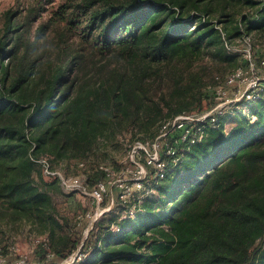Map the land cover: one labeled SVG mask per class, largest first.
I'll use <instances>...</instances> for the list:
<instances>
[{
	"label": "trees",
	"instance_id": "trees-1",
	"mask_svg": "<svg viewBox=\"0 0 264 264\" xmlns=\"http://www.w3.org/2000/svg\"><path fill=\"white\" fill-rule=\"evenodd\" d=\"M50 1L3 13L0 220L31 223L60 261L83 235L38 160L88 163L93 184L101 140L155 138L163 121L201 112L207 89L246 64L232 48L249 38L264 54V0H70L32 35ZM248 108L181 146L161 181L151 168L158 203L151 193L134 218L120 220L127 204L105 213L80 264H264V92Z\"/></svg>",
	"mask_w": 264,
	"mask_h": 264
},
{
	"label": "built area",
	"instance_id": "built-area-1",
	"mask_svg": "<svg viewBox=\"0 0 264 264\" xmlns=\"http://www.w3.org/2000/svg\"><path fill=\"white\" fill-rule=\"evenodd\" d=\"M245 43L249 45L245 49H231L233 52L241 53L246 64L233 70L224 83L213 90L216 99L215 106L208 112L184 113L163 121L155 138L136 142L126 139L128 148L134 152L130 165H125L119 170L102 163L99 168L104 173L103 178L91 184L88 176L68 175L61 168H54L47 159L38 160L43 166L44 174L56 178L66 192L88 194L92 199V208L85 209L76 217V231L82 227L85 220H88V224L84 227L85 236H82L78 247L69 257L60 260V264H80L89 257L90 252L85 240L90 232L95 229L96 222L112 209L111 206H102L110 187L117 186L121 192L122 204L129 205L127 210L122 213L120 220L134 218L141 210L142 199L153 193L152 188L147 189L145 182L151 168L155 170L156 179L159 178L161 181L171 170L172 165H177L183 161L184 153H180L181 146L200 141L206 128L214 127L221 115L234 114L238 108L245 109L244 113L249 112L248 104L261 92H264V54L259 57L252 53L249 38L245 39ZM262 70L263 72L260 74ZM243 84H246L247 87L240 98L231 99L227 97L230 89H240V85ZM254 119L255 116H252V120ZM79 164L81 167L85 166V162ZM111 229L117 232L119 230L118 224L113 223ZM31 234H33L31 237L34 245L32 257L20 253V256L17 255L12 262L5 255L7 254L5 249L14 250L15 244L10 245L13 239L9 234H6L5 243H9V246H5V243L0 244V264H59L55 262L56 254L51 246L49 236L36 232Z\"/></svg>",
	"mask_w": 264,
	"mask_h": 264
},
{
	"label": "rangeland",
	"instance_id": "rangeland-1",
	"mask_svg": "<svg viewBox=\"0 0 264 264\" xmlns=\"http://www.w3.org/2000/svg\"><path fill=\"white\" fill-rule=\"evenodd\" d=\"M70 0H51L49 3H46V6L44 8V11L42 12V16L33 24L32 26V35L36 32V28L38 23L41 21H48L49 19L53 21L52 25H57L56 19L59 18L58 13L60 11L61 4L66 3ZM32 4V0H0V30L2 29L3 22H4V16L3 13L7 10H25L27 6ZM60 21V19H59ZM251 42V41H250ZM249 45L246 43H241L239 46L235 48L239 49H245ZM252 53L255 54V56L258 55L259 52H261L262 46L260 44H256V48H254L252 42L250 43ZM254 49H259L256 52H254ZM257 54V55H256ZM263 70L260 74H262ZM264 75V74H263ZM247 85L243 84L240 85V89H230L227 93L228 98H240L242 94L244 93ZM216 86H211V88L207 89L206 96L203 99L202 107H201V113L210 111L216 104V99L214 98V89ZM243 113L245 112V109L242 110ZM192 113H200L197 110L193 111ZM228 125V126H227ZM226 125V127L229 129L234 125V122L231 121ZM131 135H118L114 138H111L110 140H101L95 154L90 159V162H92L93 165H98L100 163H106L110 165L113 169H122L125 167V165H130L131 157L134 155V152L131 150V148H128L127 140H130ZM127 139V140H126ZM80 163V162H79ZM79 163H64L61 168L66 174L68 175H75V176H88L90 175H96L95 169H92L89 164L85 163L84 167H81ZM91 168V169H90ZM59 182V181H58ZM153 194L155 197L153 198V202L156 204L158 203L157 200H160L161 196L158 191L153 189ZM120 189L117 186L110 187L107 195L104 197L102 206L103 207H109L111 206L112 209L110 212L114 211V213H118V207L123 203L120 199ZM151 194V193H150ZM54 199L59 206V208L70 217L71 220L76 222V217L78 214L82 213L85 209L92 208V199L88 194L80 193V192H72L68 193L66 192L61 184L59 183V189L57 192L53 193ZM160 208H158L159 210ZM88 224V220H85L82 224V227L78 230L79 233L84 235V227ZM36 232L34 230V227L29 222H22V223H8L6 221L0 220V244L5 243V235L9 234L13 241L10 243L15 244V251L14 250H8L7 254H5L10 261H14L17 255L20 253L24 256L32 257L33 255V239L31 233ZM31 234V235H30ZM32 236V237H31ZM94 241V240H92ZM5 246H9V243H5ZM20 256V255H19ZM57 263H61V261H55Z\"/></svg>",
	"mask_w": 264,
	"mask_h": 264
}]
</instances>
